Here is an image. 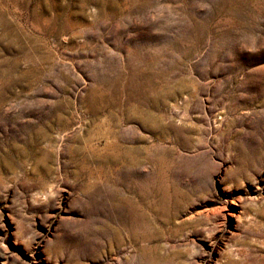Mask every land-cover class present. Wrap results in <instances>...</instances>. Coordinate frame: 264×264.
Returning a JSON list of instances; mask_svg holds the SVG:
<instances>
[{
	"label": "rangeland",
	"instance_id": "374dc122",
	"mask_svg": "<svg viewBox=\"0 0 264 264\" xmlns=\"http://www.w3.org/2000/svg\"><path fill=\"white\" fill-rule=\"evenodd\" d=\"M0 264H264V0H0Z\"/></svg>",
	"mask_w": 264,
	"mask_h": 264
}]
</instances>
